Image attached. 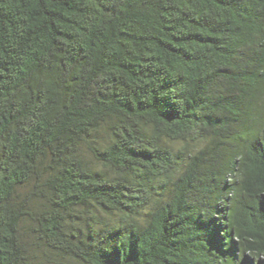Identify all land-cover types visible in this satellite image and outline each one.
Masks as SVG:
<instances>
[{"label":"trees","instance_id":"1","mask_svg":"<svg viewBox=\"0 0 264 264\" xmlns=\"http://www.w3.org/2000/svg\"><path fill=\"white\" fill-rule=\"evenodd\" d=\"M0 264H264V0H0Z\"/></svg>","mask_w":264,"mask_h":264}]
</instances>
